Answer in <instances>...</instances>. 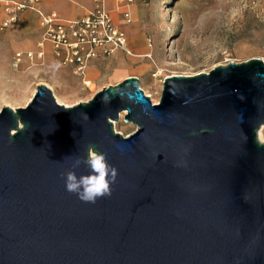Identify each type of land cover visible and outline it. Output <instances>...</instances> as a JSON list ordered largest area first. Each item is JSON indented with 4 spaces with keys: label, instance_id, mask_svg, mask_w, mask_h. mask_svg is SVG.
I'll use <instances>...</instances> for the list:
<instances>
[{
    "label": "water",
    "instance_id": "1",
    "mask_svg": "<svg viewBox=\"0 0 264 264\" xmlns=\"http://www.w3.org/2000/svg\"><path fill=\"white\" fill-rule=\"evenodd\" d=\"M263 127L259 59L167 77L158 104L137 78L73 107L37 87L0 112V264H264ZM92 153L117 173L94 204L62 176Z\"/></svg>",
    "mask_w": 264,
    "mask_h": 264
},
{
    "label": "rangeland",
    "instance_id": "2",
    "mask_svg": "<svg viewBox=\"0 0 264 264\" xmlns=\"http://www.w3.org/2000/svg\"><path fill=\"white\" fill-rule=\"evenodd\" d=\"M142 8L150 51L124 60L120 74L108 69L101 75L97 66L91 87L50 57L14 67L21 37L11 38L13 27L0 29V112L4 107L25 108L41 85L66 107L87 103L104 88L121 83L128 73L139 76L145 95L158 104L167 77H194L254 59L264 62V0H148ZM0 13L5 14L2 6ZM124 118L114 124V130L129 137L137 127L125 124ZM259 141L264 143V127Z\"/></svg>",
    "mask_w": 264,
    "mask_h": 264
},
{
    "label": "built area",
    "instance_id": "3",
    "mask_svg": "<svg viewBox=\"0 0 264 264\" xmlns=\"http://www.w3.org/2000/svg\"><path fill=\"white\" fill-rule=\"evenodd\" d=\"M137 1L147 3L148 0H118L119 8L123 11V18L127 24L132 22L128 8ZM40 0H0L7 16L0 29L6 30L16 24L19 16L33 10ZM95 8L82 20L62 23L56 14L41 15L40 27L45 31V41L52 47L53 57L56 62L65 68H70L73 73L83 79L86 87L90 82L85 80L87 69L93 61L106 60L116 54L135 57L129 48L126 34L113 22L110 13L106 10L105 0H95ZM44 52L18 53L14 58V67L19 68L25 62L35 59H44ZM150 58V56H147Z\"/></svg>",
    "mask_w": 264,
    "mask_h": 264
},
{
    "label": "crops",
    "instance_id": "4",
    "mask_svg": "<svg viewBox=\"0 0 264 264\" xmlns=\"http://www.w3.org/2000/svg\"><path fill=\"white\" fill-rule=\"evenodd\" d=\"M23 2L26 0H15ZM145 3L137 1L134 6L128 8L131 14L132 22L127 24L123 18V11L126 9L119 8L118 0H105L106 10L110 13L114 24L123 31L129 42V48L135 54V57H127L123 54H116L115 56L106 59L93 61L87 69L85 80L90 82L91 87L96 81L97 73L101 75L107 73L109 70H113L116 74H120L121 65L124 60H130L129 58H137L140 56H146L150 51L146 34L144 32V24L142 23L143 8ZM95 0H40L38 5L33 9L25 13H22L16 24H13V30L10 31L11 38L21 37L20 52L35 53L44 52L45 57H50L57 65H59L53 57L51 45L45 41V31L40 27L41 15L56 14L60 22H74L82 20L89 12L95 8ZM6 15L0 13V27L5 21ZM10 27V28H11ZM135 61V59L133 60ZM28 63V62H26ZM60 66V65H59ZM98 66V72L95 69ZM62 67V66H60ZM64 69L70 70V68ZM109 69V70H108ZM131 72V70H128ZM79 78V77H78ZM128 78H137V74L128 73L122 80V82ZM83 83V79L79 78ZM84 84V83H83ZM119 84V83H118Z\"/></svg>",
    "mask_w": 264,
    "mask_h": 264
},
{
    "label": "clouds",
    "instance_id": "5",
    "mask_svg": "<svg viewBox=\"0 0 264 264\" xmlns=\"http://www.w3.org/2000/svg\"><path fill=\"white\" fill-rule=\"evenodd\" d=\"M83 167L87 171L80 173ZM71 169L62 174L66 190L75 194L85 203H95L98 198L111 195L110 180L115 182L116 170L110 168L106 157L102 153H92L86 158H75Z\"/></svg>",
    "mask_w": 264,
    "mask_h": 264
},
{
    "label": "bare ground",
    "instance_id": "6",
    "mask_svg": "<svg viewBox=\"0 0 264 264\" xmlns=\"http://www.w3.org/2000/svg\"><path fill=\"white\" fill-rule=\"evenodd\" d=\"M57 102H59L60 103V100L59 99H57ZM61 105V104H60ZM65 106V105H64Z\"/></svg>",
    "mask_w": 264,
    "mask_h": 264
}]
</instances>
